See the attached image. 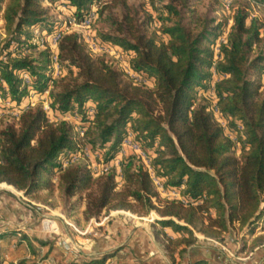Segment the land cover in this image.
<instances>
[{"label":"trees","instance_id":"trees-1","mask_svg":"<svg viewBox=\"0 0 264 264\" xmlns=\"http://www.w3.org/2000/svg\"><path fill=\"white\" fill-rule=\"evenodd\" d=\"M66 1L81 21L96 0ZM42 2L0 0L6 33L0 41V98L13 108L50 86L52 52L31 53L39 47L34 30L50 34L59 27ZM111 2L102 14L111 6H121L123 12L109 16L112 31H97L95 41L125 54L129 71L139 80L105 56H93L80 33L64 34L57 46L63 76L49 91V110L41 103L30 107L19 116L18 126L0 130V185L27 196L47 191L48 200L57 174L65 199L86 192V221L104 210L138 215L156 210L160 219L153 225L154 235L169 253L177 252L178 263L190 246L199 245L198 234L222 240L238 223L253 236L264 226V50L254 58L251 52L264 42V18L251 14L264 0L240 1L216 62L213 45L226 21L208 19L198 31L191 30L182 20L192 0L162 1L154 4L157 15L146 10L143 18L127 0ZM156 22L159 28L151 31ZM214 76L217 110L227 126L210 109L212 100L200 97L212 89ZM76 122L85 129L91 151L105 150V162L121 157V184L116 168L95 176L83 162L63 167L82 141ZM130 136L150 160L149 167L131 150L122 154ZM236 145L241 157L234 153ZM10 232L16 230L0 234ZM249 247H264V233L253 237ZM116 255L107 251L86 264H105ZM19 264L39 263L24 259ZM192 264L213 263L199 258Z\"/></svg>","mask_w":264,"mask_h":264},{"label":"rangeland","instance_id":"rangeland-1","mask_svg":"<svg viewBox=\"0 0 264 264\" xmlns=\"http://www.w3.org/2000/svg\"><path fill=\"white\" fill-rule=\"evenodd\" d=\"M162 1L167 2L169 0H127V2L134 9H138L141 18L145 16L146 10H148L150 13H153L154 15H157L156 10L154 9V4L158 7ZM240 1L241 0H220V2H218L217 0H192L191 11H187L182 20L183 24L193 31H198L208 19H216L217 22L226 21V26L223 29L222 35L213 45L215 62L221 58L220 47L223 43L219 44V39H224V36H226L227 41V35L229 33L228 30H230V27L233 23V16L238 7H240L242 4ZM106 3L111 5L112 2L111 0H96L91 5L90 9L85 15L90 14L89 12H93V10H95L96 18L90 26L86 27L83 24L84 17L81 19V21H73V10H71V8L68 6L66 0H43L42 2L45 7L50 9L51 19L54 21L56 20L59 23V27L56 30H63L64 34L70 32L80 33L89 45L93 56L103 55L110 59L116 68L129 72L127 57L125 54H122L115 49L100 47L98 44H96V42H93L95 41L97 31H112V25L111 21L109 20V16L120 17L123 12V8L121 6H111L102 14L101 11ZM254 16L264 18V6L256 5L251 14V17ZM159 24V22H156L150 28L151 31L158 29ZM55 31L53 33L47 34L37 29L34 30L35 37L33 41L35 44H38L39 47L36 48V50H31V53H34L35 51H41L42 49H49L52 52V61L49 66L50 71L48 73L51 76L49 88L44 94H38L34 92L31 93L22 103L21 108H13V103L9 101L3 102L0 98V103L3 104V107H0V130L10 124H15L18 126L19 116L23 111L29 109L30 107H36L41 103L44 109L46 108V110H49V91L53 87L54 81L63 76L61 64L60 73H56L54 67V54L55 51L57 53V48L52 46V36ZM5 37L6 33L4 29V21L2 19V15H0V41H2ZM94 45L99 49L94 51L92 48ZM262 49L264 50V42L260 45L254 46L251 52V58H254ZM26 76L27 80H29L28 74L24 73L23 77L25 79ZM215 79L216 77L214 76L212 80V89L206 92H201L200 97L204 95L205 97H208L212 100L210 109L213 110L215 116L219 118L218 121H220L222 125L227 126L226 119L223 118L217 110V98L214 95ZM262 83H264V76L262 78ZM33 102H35V104H33ZM92 109L94 110V108L91 107L89 113L93 117V113H91ZM71 120L74 121L73 118H71ZM76 124L78 125L76 128L77 132L79 137L82 138V141L80 140L79 150L73 154H77L76 156L78 159L74 162H71L70 164L83 162L92 169L95 176L107 173L113 168H116L118 174L117 180L121 184V157L110 161L115 162L118 167L108 166V162L104 161L105 150L97 154L94 151H91L85 144L86 142L83 138L85 136V129L80 127L82 126L80 122H76ZM226 132L228 135H232V137L235 139V135L232 134L227 127ZM126 139L123 142V155L129 154L130 151L128 150L134 152L132 145L135 142L133 141L132 137H129V140L131 141L129 142L130 145H125ZM139 150L141 151V154L143 153L142 155L146 157L144 151L140 147ZM234 153L238 157H241L242 151L239 145H236ZM146 160L147 164H150V160L147 158ZM97 164L99 166L98 171L96 170L95 166ZM147 166L149 167V165ZM106 168L108 171H105ZM118 168L120 172H118ZM54 182V193L48 198V200H45L47 191H42L36 196H27L24 191H19L6 184L0 185V194L10 195L13 198L19 197L24 202L22 203L24 211L29 214L0 215V233L16 230L15 234H12L14 232H10L8 235H6V237H2V234H0V264H16V262L19 264V261L24 259L37 262L39 264H86L92 258L99 257L107 251L117 253L118 257L108 259L105 264H151L149 263L151 258L147 257L148 252L146 250L141 248L140 252L137 251L138 255L134 253L135 250H124L122 248L126 247L127 242H124L123 240L121 241L117 237L108 238L111 246H109L107 250L101 254H95L84 258L82 251H85L83 250L85 247H88L87 249L91 248L90 251H92V247L94 245H98V243L95 241L105 237L104 235L107 234L109 226L115 220H121L125 222L126 226L128 228L131 227L130 229L133 230L136 229L134 228L136 226H144L155 237L153 225L156 219H160V215L156 210L152 211L148 215H138L137 213L128 210H104L98 218H93L90 221H86L83 216V210L85 209L86 205V192L78 193L71 200H67L59 194L57 174L54 176ZM156 184L161 190L162 185L160 182L156 181ZM165 195L166 194L163 192L162 196L164 197ZM27 203L30 206H27ZM47 215L58 216L56 219L59 226L58 234L47 233L43 229V220ZM261 233H264V226L258 227L255 234L251 236L247 234V229L242 230L239 224L235 223L231 227L230 231L224 235L223 239L220 240L223 241L227 238L235 239V241L230 243L229 246L234 255L231 256L230 254L220 251L226 256V258H228V262L226 264H244L248 262V260L250 264H262L264 262V247L257 250H251L249 247L253 237ZM23 235H26L27 238L23 237ZM156 241L166 251L165 255L168 257L171 264H180V262L178 263L179 257L177 252V256H175L174 260L172 257L173 255L167 251L166 245L158 239H156ZM199 244L201 245V243ZM211 246L218 249L215 245ZM22 249L25 251L26 255H28L27 257L23 256L22 258L20 257L18 259L16 257V260H7L5 258V256H11L14 254V252H18ZM119 250L121 251L119 252ZM139 255H141L142 258ZM150 256L153 257L154 255L151 254ZM78 259H81L82 262H75Z\"/></svg>","mask_w":264,"mask_h":264},{"label":"crops","instance_id":"crops-1","mask_svg":"<svg viewBox=\"0 0 264 264\" xmlns=\"http://www.w3.org/2000/svg\"><path fill=\"white\" fill-rule=\"evenodd\" d=\"M22 203L24 202L19 197L13 198L10 195L0 194V215H29L27 212L24 211V207ZM26 205L30 206L28 203ZM130 228L126 226L125 222L121 220H115L109 226V229L107 230V234L104 235L105 237L97 239L95 241L98 243V245H94L92 247V251H90L91 248L87 249L88 247L87 248L85 247L83 249L85 250L82 251V253L84 254L83 257L87 258V256L103 253L105 250H107L109 246H111L108 238L117 237L119 240L121 241L123 240L124 242H127L126 247L122 248L124 250L127 249L135 250L134 253L136 255H138L137 251L140 252L141 248L146 250L148 252L147 257L151 258L149 260V263L171 264L168 257L165 255L166 251L163 249V247H161L158 244L156 238L146 227L136 226L134 227L136 228L135 230ZM199 238L201 245L199 244L196 246H190L188 248L187 253L184 255L183 260L180 262V264H192L195 260L199 258H207L213 264H226L228 262V258H226V256L223 253H221L220 250L216 249L215 247H212L211 245L213 244L207 241L204 235L199 234ZM120 251L121 250H119V252ZM151 254L154 256L153 257L150 256ZM171 254L177 256L176 252ZM117 255L115 257H118ZM23 256L27 257L28 255H26L25 251L22 249L19 250L18 252L17 251L14 252V254H12L11 256H5V258L7 260H16V257L18 259L20 257L22 258ZM139 256L142 258L141 255ZM75 262L81 263L82 260L78 259ZM244 264H250L249 260Z\"/></svg>","mask_w":264,"mask_h":264},{"label":"built area","instance_id":"built-area-1","mask_svg":"<svg viewBox=\"0 0 264 264\" xmlns=\"http://www.w3.org/2000/svg\"><path fill=\"white\" fill-rule=\"evenodd\" d=\"M89 13H90V19L94 18L95 10H93V12H89ZM73 21H78V20L73 16ZM56 40H59V38L55 39L54 41H56ZM225 41H226V36H224V39H219V44L224 43ZM93 42H96V41H93ZM55 59L57 60V70H59L60 69V62H59L57 54H56ZM214 65H215V62H214ZM216 79H217V76H216ZM26 80H27V76H26ZM136 80H139V79L136 77ZM214 95H215V93H214ZM33 104H35V102H33ZM45 110H46V108H45ZM91 117H92V115H91ZM216 118L219 119L218 117H216ZM125 145H130L129 137H128V140H127ZM132 147H133L134 152L137 153L142 159H144L145 163L147 164L146 157L141 154V151L136 146H132ZM147 165L150 166V164H147ZM95 166H96V170L98 171L99 170L98 164ZM108 166H117V164L115 162H108ZM118 172H120L119 168H118ZM155 181H157V180H155ZM57 217H58L57 215H47L45 217V219L43 220V229L47 233H53V234L59 233V226H58V223L56 221ZM131 218H133V217H131ZM19 235H20V233H19ZM205 239L207 241L211 242L213 245H215L220 251L225 252L227 254H230L231 256L234 255L233 251L231 250V248L229 246H230V243L235 241V239L227 238L223 241L215 240V239L208 238V237H205ZM16 264H17V262H16Z\"/></svg>","mask_w":264,"mask_h":264},{"label":"bare ground","instance_id":"bare-ground-1","mask_svg":"<svg viewBox=\"0 0 264 264\" xmlns=\"http://www.w3.org/2000/svg\"><path fill=\"white\" fill-rule=\"evenodd\" d=\"M229 5V4H228ZM95 18H96V15L94 14V18H92V19H90V14H87V15H85L84 16V26H90L93 22H94V20H95ZM63 35H64V31L63 30H58L53 36H52V46L53 47H56L57 48V46H58V43H59V41L61 40V38L63 37ZM57 38H59V40H56V41H54L55 39H57ZM89 42V41H88ZM92 48H93V50L95 51L96 49L98 50L99 48L97 47V46H92ZM219 51V50H218ZM56 51H55V56H54V67H55V71H56V73H60L61 72V68L59 69V70H57V60L55 59L56 58ZM128 74H130L132 77H134L135 79H136V75L134 74V73H131L130 71L128 72ZM138 81V80H137ZM216 110V109H215ZM91 113H94V110L92 109V111H91ZM127 140L128 139H126V141L125 142H127ZM129 142H131L130 140H129ZM132 146H136L138 149H139V147L140 146H138V144L137 143H133V145ZM143 154V153H142ZM77 155V154H76ZM76 155H71L70 157H69V159L68 160H65L64 162H62L63 163V167H66V166H68L71 162H74L75 160H77L78 159V157L76 156ZM66 159V158H65ZM107 167V166H106ZM105 171H108V169L106 168L105 169ZM103 172V171H102ZM2 185H4V184H2ZM7 185V184H6ZM11 187V186H10ZM8 189H10V188H8Z\"/></svg>","mask_w":264,"mask_h":264}]
</instances>
